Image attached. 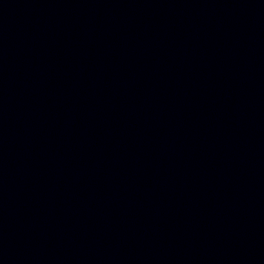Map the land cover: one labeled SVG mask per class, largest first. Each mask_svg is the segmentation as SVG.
Segmentation results:
<instances>
[{
  "label": "water",
  "instance_id": "water-1",
  "mask_svg": "<svg viewBox=\"0 0 264 264\" xmlns=\"http://www.w3.org/2000/svg\"><path fill=\"white\" fill-rule=\"evenodd\" d=\"M0 264H264V0H0Z\"/></svg>",
  "mask_w": 264,
  "mask_h": 264
}]
</instances>
